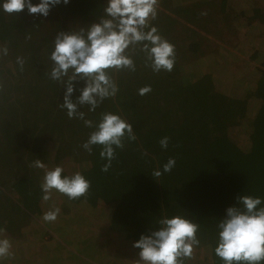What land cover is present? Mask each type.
I'll use <instances>...</instances> for the list:
<instances>
[{
    "label": "trees",
    "instance_id": "1",
    "mask_svg": "<svg viewBox=\"0 0 264 264\" xmlns=\"http://www.w3.org/2000/svg\"><path fill=\"white\" fill-rule=\"evenodd\" d=\"M212 1L159 0V5L171 3L181 14L187 11L184 6L199 7ZM39 2L32 0L33 4ZM106 3L70 0L67 5L51 7L47 17L29 15L27 8L9 15L0 7V46L9 49L0 64H12V68L0 71V152L3 146L10 149L17 137L19 145L25 144V132L17 134L14 128L30 123L33 116L35 126H45L41 128L54 134L36 148L37 159L48 169L62 166L64 175L79 171L91 181L86 197L73 201L53 192L52 199L44 202L40 184L45 170L33 168L29 172L19 159V168L12 174L34 171L36 175L17 177L11 194L32 220L20 228L19 237L9 235V227L0 223L4 229L0 238L11 241L14 253L0 264H136L141 250L134 243L142 235L160 230L159 221L165 216L175 215L200 225V246L185 264H223L214 252L218 222L226 218L229 207H241L239 197L264 200V54L257 48H251V54L242 50L257 64L248 65L238 56L230 55L225 61L224 53H201L192 43L187 49L193 59L175 63L166 73L163 84L173 92L161 94L158 100L157 94L134 96L131 91L135 87L126 82L136 77L135 82L143 87L156 89L158 84L151 79L146 53L137 46L130 54L135 71L110 73L119 85L118 94L105 99L95 112L89 111L88 105L78 107L93 122L89 128L82 120H70L66 110L60 109L66 86L49 79L54 63L50 54L59 33L89 28L104 16ZM238 5L253 12L247 20L264 34V0H221L220 12L228 14ZM18 56L24 59L23 70L16 62ZM230 65L237 71L248 69L253 83L243 80L237 87L224 88V79L215 74L216 66ZM74 85L72 99L76 102L85 82L75 81ZM105 112L121 115L138 137L135 142L126 139L124 150L117 149V158L107 173L101 171L106 163L100 158L102 146H93L91 153L83 149L82 158L60 155L65 132L71 141L83 137L81 134L86 141ZM165 136L170 138L167 150L159 144ZM39 139L36 137V142ZM170 157L176 159L175 167L155 177L152 172L162 171ZM14 163L15 158L0 163V172L7 167L14 169ZM54 207L60 209L56 221H42L43 214Z\"/></svg>",
    "mask_w": 264,
    "mask_h": 264
},
{
    "label": "clouds",
    "instance_id": "2",
    "mask_svg": "<svg viewBox=\"0 0 264 264\" xmlns=\"http://www.w3.org/2000/svg\"><path fill=\"white\" fill-rule=\"evenodd\" d=\"M61 3L67 5L70 0H40L38 4H33L32 0H3L0 7L9 15L27 8L29 15L47 17L51 7ZM158 8L159 0H107L105 15L99 23L56 36L54 50L50 54L54 63L48 75L52 81L66 86L64 103L59 107L66 110L70 120H82L86 127H93V122L86 119L85 113L79 111L78 107L88 105L89 111L95 112L105 99L118 94L119 85L110 73L125 69L135 71V61L128 54L130 49L138 46L141 52L146 53L149 61L146 66L155 73L174 69L175 45L162 37L157 27L151 26V21L157 18ZM8 53L6 45L0 46V58ZM16 62L23 70L24 59L18 56ZM75 81L85 82L76 102L72 99L76 91ZM150 91L151 86H145L138 90V95L143 96ZM126 139L129 142L138 139L133 125L117 113L105 112L81 147L91 153L93 146H102L100 158L106 163L102 164L101 171L107 173L117 158V149L124 150ZM169 140L167 136L159 140L162 149L167 150ZM143 155L146 156L147 152ZM175 165L176 159L170 157L162 171L154 170L152 174L159 178L163 173H170ZM30 167L45 170L40 184L44 202L52 199L53 192L73 201L89 194L91 181L79 171L64 175L62 166L48 169L39 159ZM238 201L241 207H229L226 218L217 224L215 255L223 264H264V206H261L264 200L244 195ZM59 212L60 209L54 207L45 212L41 219L54 222ZM159 223L162 225L160 230L151 235H142L134 243L133 246L141 250L136 264H185V260L192 259L194 249L201 243L198 238L200 225L181 215L165 216ZM3 231L0 229V232ZM13 255L11 241L0 238V260Z\"/></svg>",
    "mask_w": 264,
    "mask_h": 264
},
{
    "label": "rangeland",
    "instance_id": "3",
    "mask_svg": "<svg viewBox=\"0 0 264 264\" xmlns=\"http://www.w3.org/2000/svg\"><path fill=\"white\" fill-rule=\"evenodd\" d=\"M220 2L221 0H214L210 3L200 5L199 7L184 6L183 10L186 9L187 11L182 12L181 14L176 12V9L178 8L173 7L174 5H171V3L159 5V13L157 18L151 22V26L157 27L159 34L175 45V63L181 62L184 64L187 60L193 59V56L188 54V46L194 43L198 45V49L200 50L199 52L201 53L205 52L209 55H221L224 53L226 54H223L226 58L225 61L229 60L228 58H230V55H233L238 56L246 63H249L248 65H257L253 60L245 55V53H243L244 51L248 53L251 51V48L254 50L257 48L256 50H259L262 54H264V34H261L260 29L258 30L254 28V23L247 20V18L253 17V12L250 10L244 11L245 6L238 5L234 11H230L228 14L225 12L221 13ZM100 19L95 23H99ZM47 30L48 28L45 27V32ZM224 49L228 50V53H225ZM242 50L244 51L242 52ZM131 53L132 49L129 50L128 54L130 55ZM146 57L147 56H144V60H146ZM146 62L149 64L148 60H146ZM139 64L140 63L137 64L138 67L141 66ZM4 67L12 68V64L8 63ZM4 67L0 64V71ZM247 71L248 69L245 68L239 71L234 70L231 68V65L228 67L216 66L215 74L217 77L224 79L222 80L224 88L237 87L243 80L253 83L251 81L253 80V76ZM166 73V71H161L160 73L152 71L150 74L151 79L158 80V84L155 85L156 89L151 87V91L145 95L157 94V98L159 100L161 98V94H172L173 90H171V88H165L166 83L163 84L164 80L162 79ZM135 81L136 77L126 79V82H132L135 87L133 88V91H131L132 94L136 97H141L138 95V90L143 86L140 85V83H137L138 81ZM125 85L127 84L125 83ZM145 86L146 85H144V87ZM7 102L9 101L7 100ZM32 117L29 119L30 123H19V126L14 128L17 134L25 132V144L19 145L20 139L17 137L16 140L10 143V149L3 146L4 149L2 153L0 152V156L4 157H0L2 158L0 163H4L5 161L8 162L11 158H15V163L13 164L14 169L12 167L11 169H8L7 167L5 171L3 170V173L0 172V187L2 188V194L0 197V223L2 222V224L9 227V230H7L8 234L13 237H19L20 228L31 222L32 219L23 208L18 207V203L20 204V202L16 198L14 199L12 197L13 194L11 193L14 191V188L11 187V185L17 177L20 178L24 176L25 178H30L36 174H34V171L33 174H24L26 172L23 171L19 174L12 173H15L14 170L19 168V159L24 161V166L29 169V172H31L33 167H30V165L37 160L38 150H36V148L38 149L42 140L46 139L49 135H54L47 131V129H42L45 126H35V120ZM18 130H20V132ZM81 135L83 137L78 136V140L71 141V139H68L65 132L66 138L63 139V142L61 141L63 149L62 153L60 152V155L63 154L64 157H73L74 155L82 158L84 153L82 152L83 148L81 145L83 144L85 138L83 134ZM36 137L40 138L39 142H36ZM6 150L8 153H6Z\"/></svg>",
    "mask_w": 264,
    "mask_h": 264
}]
</instances>
